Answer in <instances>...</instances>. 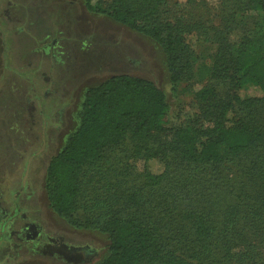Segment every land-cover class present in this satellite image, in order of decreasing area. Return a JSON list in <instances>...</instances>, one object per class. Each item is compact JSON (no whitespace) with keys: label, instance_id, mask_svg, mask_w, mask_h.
<instances>
[{"label":"trees","instance_id":"obj_1","mask_svg":"<svg viewBox=\"0 0 264 264\" xmlns=\"http://www.w3.org/2000/svg\"><path fill=\"white\" fill-rule=\"evenodd\" d=\"M85 1L156 41L173 84L191 75L183 29L160 15L165 0ZM247 2L261 11L259 26L230 38L213 63L197 70L199 80L226 85L225 100L208 86L196 92L208 125L200 116L170 118L164 90L141 76L116 74L87 90L78 127L49 161L45 190L50 207L71 225L108 235L109 252L95 264H264V95H240L247 84L264 89V0ZM128 139L145 160L162 163L160 172L146 166L143 190L124 192L107 168L109 153ZM230 166L243 175L218 226L175 177H205ZM94 181L103 182L104 191L92 198Z\"/></svg>","mask_w":264,"mask_h":264},{"label":"rangeland","instance_id":"obj_2","mask_svg":"<svg viewBox=\"0 0 264 264\" xmlns=\"http://www.w3.org/2000/svg\"><path fill=\"white\" fill-rule=\"evenodd\" d=\"M247 1L165 0L161 17L183 29L192 49L191 75L175 85L156 41L90 10L85 0H0V195L10 200L16 190L22 191L27 197L23 211L31 215L34 228L81 249L68 259L50 256L44 247L17 253L12 244L4 248V237L0 264H95L108 254V235L71 225L50 207L45 190L49 161L78 127L87 90L116 74L141 76L164 90L170 118L182 115L194 121L200 116L208 125L196 92L208 86L225 100L226 85L218 79L199 80L197 70L213 63L230 38L249 36L259 26L262 13ZM240 95L260 97L264 89L247 84ZM109 159L111 178L124 192L147 187L146 166L162 170L159 161L139 155L130 139L113 149ZM235 167L205 177L178 175L175 182L188 185L219 226L236 202L234 187L242 172H234ZM103 185L93 182L92 198L103 193ZM147 193L157 201L156 194Z\"/></svg>","mask_w":264,"mask_h":264},{"label":"flooded vegetation","instance_id":"obj_3","mask_svg":"<svg viewBox=\"0 0 264 264\" xmlns=\"http://www.w3.org/2000/svg\"><path fill=\"white\" fill-rule=\"evenodd\" d=\"M26 201V194L20 190H16L10 200H6L3 195H0V238L3 240L5 237L4 248H10L12 244L18 253L19 251H33L32 249L44 247L50 249V256L66 259L68 256L71 257L74 252L81 250L66 245L58 238L48 236L40 228H34L31 215L27 211H23L25 206L23 203ZM29 242H32L30 247H28Z\"/></svg>","mask_w":264,"mask_h":264}]
</instances>
